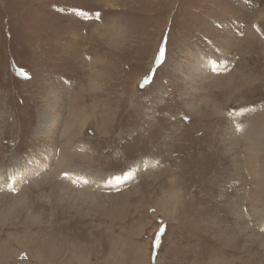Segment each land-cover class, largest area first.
Instances as JSON below:
<instances>
[{
    "label": "rangeland",
    "instance_id": "rangeland-1",
    "mask_svg": "<svg viewBox=\"0 0 264 264\" xmlns=\"http://www.w3.org/2000/svg\"><path fill=\"white\" fill-rule=\"evenodd\" d=\"M242 259L264 264V0H0V264Z\"/></svg>",
    "mask_w": 264,
    "mask_h": 264
},
{
    "label": "bare ground",
    "instance_id": "bare-ground-1",
    "mask_svg": "<svg viewBox=\"0 0 264 264\" xmlns=\"http://www.w3.org/2000/svg\"><path fill=\"white\" fill-rule=\"evenodd\" d=\"M253 136V135H252ZM259 136V135H258ZM256 137V136H255ZM249 138V143H248V145L251 147V150H254V147H256L257 146V144H256V142H255V139H253V137H248ZM247 141V140H246ZM75 156V155H74ZM257 158L258 156H254V157H252V158ZM64 158L65 159H63L62 158V161L60 160V167H59V165H57L58 167H59V169H60V171H63L64 169H65V167H67L68 165H69V161H68V158H66L65 156H64ZM252 158H250V160L249 161H251L252 160ZM67 159V160H66ZM57 164V163H56ZM58 170V169H57ZM56 173V172H55ZM59 175H60V173H59ZM85 194V193H84ZM228 197V196H227ZM235 199L234 200H231V201H229V203H230V205H229V207H231L232 205H233V202L235 201V203L238 201L237 200V198H239V196L237 197V196H235L234 197ZM229 199V198H228ZM230 200V199H229ZM207 202V201H206ZM237 204V203H236ZM215 207V206H214ZM229 210V209H228ZM241 213V212H240ZM228 217V216H227ZM229 219L231 218V217H228ZM65 235V234H64ZM62 242V241H61ZM76 245V244H75ZM85 250V249H84ZM75 252V251H74ZM81 254V253H80ZM83 254V253H82ZM84 255V254H83ZM85 256V255H84ZM70 257V256H69ZM68 257V258H69ZM77 257V256H76ZM74 258H75V256H74ZM245 259V258H244ZM66 260V259H65ZM85 260V259H84ZM70 261V260H69ZM225 261V260H224ZM3 262V261H2ZM63 262V261H62ZM65 262V261H64ZM79 262V261H78ZM232 262V261H231ZM241 262V264H261L260 263V260H258V261H253V260H241L240 261ZM5 263V262H4ZM66 263V262H65ZM228 263V262H227ZM235 263H237L236 261L234 262V263H232V264H235ZM228 264H230V263H228ZM239 264V263H238Z\"/></svg>",
    "mask_w": 264,
    "mask_h": 264
}]
</instances>
